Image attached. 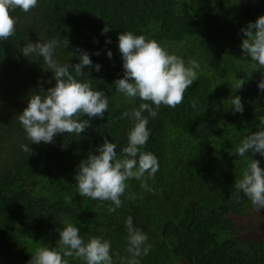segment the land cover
<instances>
[{
	"label": "trees",
	"instance_id": "obj_1",
	"mask_svg": "<svg viewBox=\"0 0 264 264\" xmlns=\"http://www.w3.org/2000/svg\"><path fill=\"white\" fill-rule=\"evenodd\" d=\"M11 15L17 19L15 35L0 40V264H28L40 247L60 250L57 229L65 221L80 229L85 242L109 240L115 264H126L129 216L152 246L141 264H264V235L240 238L236 219L255 207L234 187L251 156L264 168V156L240 157L236 151L264 115V92L258 88L264 68L244 58L240 47V29L264 15V0H38L29 12L16 9ZM106 26L110 31L102 34ZM127 31L158 41L186 65L195 59L200 67L181 104L162 105L155 118L143 113L151 134L142 150L159 163L155 177H145L152 191L141 188L140 180H128L122 205L110 213L115 207L110 202L78 194L75 175L105 137L117 145L118 157L127 146L134 122L122 114L142 102L126 98L114 84L124 76L118 36ZM52 40L59 41L53 59L60 65L79 63L73 52L90 55L91 77L78 79L104 91L109 106L80 136L60 134L53 143L36 145L18 115L33 91L54 87L55 81L42 57H25L22 49ZM241 80L246 83L238 90ZM235 95L242 99V114L232 111Z\"/></svg>",
	"mask_w": 264,
	"mask_h": 264
},
{
	"label": "clouds",
	"instance_id": "obj_2",
	"mask_svg": "<svg viewBox=\"0 0 264 264\" xmlns=\"http://www.w3.org/2000/svg\"><path fill=\"white\" fill-rule=\"evenodd\" d=\"M37 5L38 0H0V40L7 41L15 35L17 19L11 15L12 12L20 9L27 13ZM108 31L110 29L106 26L102 34ZM240 33L244 37L240 45L244 58L250 57L257 62L259 68H264V15L255 22H249L240 29ZM118 41L124 76L114 82L116 90L130 100L139 98L142 102L131 113L122 114L121 118L131 116L134 122L127 136V146L122 149L123 155L118 157L117 145L105 137L95 153L90 152L79 164L75 175L78 194L110 202L115 205L108 208L110 213L122 205L121 197L126 193L128 180H140L141 188L152 191L145 177L154 178L159 163L153 153L142 150L151 134L147 127L148 118L143 113L146 111L155 118L162 105L175 108L181 104L186 90L197 80L196 70L200 67L195 59L188 61L186 65L183 58L170 54L158 41L147 39L144 35H135L131 31L121 32ZM106 43H111L110 38ZM69 44L66 39L65 46ZM58 46L59 41L52 40L47 43L29 42L22 49L25 57L32 54L42 57L44 64L53 72L52 79L55 81L54 87L45 90L41 86L39 92L33 91L28 98L27 107L18 115L31 144L53 143L60 134L80 136L91 126L92 119H103L108 111L105 92L94 90L88 79H78L91 77L93 61L90 55L79 50L73 52L79 63L60 65L53 59L54 50ZM100 54L99 51L95 53L97 56ZM107 56L112 58L111 50L107 52ZM86 67L89 69L88 73L84 71ZM94 68L100 71L101 65L97 63ZM245 83L241 80L237 89H242ZM258 88L264 92V78L259 81ZM231 104L234 113L244 112L239 95L231 99ZM82 116L88 119L81 120ZM258 120V130L247 135L236 149L240 157H244L246 153L264 156V115L259 116ZM21 148L31 155L32 149L29 146L21 145ZM234 187L258 210L264 209V168L259 160L251 156L242 179L236 180ZM128 199H135V196L130 195ZM125 226L128 233L126 251L130 256L126 264H141L139 258L147 256L152 247L148 244L149 238L141 229L134 227L131 216L127 217ZM57 231L60 250L40 247L32 254L28 264H69L68 257L81 259L85 264H115L109 240L92 237L85 242L80 229L67 221ZM115 256L119 257V253H115Z\"/></svg>",
	"mask_w": 264,
	"mask_h": 264
},
{
	"label": "rangeland",
	"instance_id": "obj_3",
	"mask_svg": "<svg viewBox=\"0 0 264 264\" xmlns=\"http://www.w3.org/2000/svg\"><path fill=\"white\" fill-rule=\"evenodd\" d=\"M236 221L242 229L240 238L257 239L264 235V209L255 207L244 216L237 217Z\"/></svg>",
	"mask_w": 264,
	"mask_h": 264
}]
</instances>
